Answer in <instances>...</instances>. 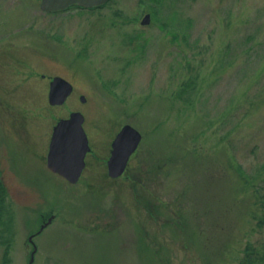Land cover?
Listing matches in <instances>:
<instances>
[{
	"label": "rangeland",
	"instance_id": "1",
	"mask_svg": "<svg viewBox=\"0 0 264 264\" xmlns=\"http://www.w3.org/2000/svg\"><path fill=\"white\" fill-rule=\"evenodd\" d=\"M39 2L0 0V264H28L48 216L31 264H264V0ZM75 110L99 159L72 184L45 157ZM124 123L143 137L110 179Z\"/></svg>",
	"mask_w": 264,
	"mask_h": 264
},
{
	"label": "water",
	"instance_id": "2",
	"mask_svg": "<svg viewBox=\"0 0 264 264\" xmlns=\"http://www.w3.org/2000/svg\"><path fill=\"white\" fill-rule=\"evenodd\" d=\"M106 0H41L42 10H60L71 3L84 6L103 4ZM150 20L148 13L141 20L147 24ZM48 103L62 104L73 89V85L64 77L53 76L49 82ZM84 101V97H81ZM65 119H59L53 128L51 140L46 156L47 167L55 173L62 175L71 183L78 182V178L85 166V154L90 149L82 123L84 115L78 110L72 111ZM139 133L131 124L123 125L111 142L110 156L107 161L108 176H120L126 168L127 162L133 151L136 150L141 140ZM33 259V257H32ZM31 259V260H32Z\"/></svg>",
	"mask_w": 264,
	"mask_h": 264
},
{
	"label": "trees",
	"instance_id": "3",
	"mask_svg": "<svg viewBox=\"0 0 264 264\" xmlns=\"http://www.w3.org/2000/svg\"><path fill=\"white\" fill-rule=\"evenodd\" d=\"M153 169H159V166H156V165H152V169L151 170H153ZM5 187V185H4V183L3 184H0V209H2V204H3V199H4V188ZM3 225H5L4 223H3Z\"/></svg>",
	"mask_w": 264,
	"mask_h": 264
},
{
	"label": "flooded vegetation",
	"instance_id": "4",
	"mask_svg": "<svg viewBox=\"0 0 264 264\" xmlns=\"http://www.w3.org/2000/svg\"><path fill=\"white\" fill-rule=\"evenodd\" d=\"M46 79H47V84H48L50 79H49V78H46ZM110 143H111V142H109V151H108V154H107V156H106L107 158H105V162H106V160L108 159L109 152H110V149H111ZM89 145H90V143H89ZM90 147H91V145H90ZM92 152H94L93 147H91V150L88 151L87 156H88V154H91ZM91 155H93V153H92ZM87 156H86V157H87ZM93 156H94V158L99 159V158L96 157L95 155H93ZM86 157H85V158H86ZM86 164H87V160H86Z\"/></svg>",
	"mask_w": 264,
	"mask_h": 264
}]
</instances>
